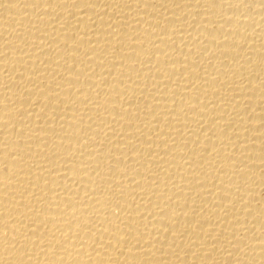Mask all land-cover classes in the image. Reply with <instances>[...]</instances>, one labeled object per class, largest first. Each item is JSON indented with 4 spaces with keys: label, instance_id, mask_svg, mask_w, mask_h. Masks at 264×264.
<instances>
[{
    "label": "bare ground",
    "instance_id": "obj_1",
    "mask_svg": "<svg viewBox=\"0 0 264 264\" xmlns=\"http://www.w3.org/2000/svg\"><path fill=\"white\" fill-rule=\"evenodd\" d=\"M0 264H264V0H0Z\"/></svg>",
    "mask_w": 264,
    "mask_h": 264
}]
</instances>
